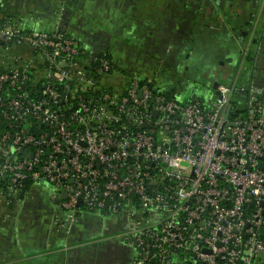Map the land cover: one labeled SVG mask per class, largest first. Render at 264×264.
<instances>
[{"label": "built area", "instance_id": "2783aa9c", "mask_svg": "<svg viewBox=\"0 0 264 264\" xmlns=\"http://www.w3.org/2000/svg\"><path fill=\"white\" fill-rule=\"evenodd\" d=\"M234 92L181 101L69 36L0 18V184H49L71 223L126 214L134 264H264V106Z\"/></svg>", "mask_w": 264, "mask_h": 264}, {"label": "crops", "instance_id": "0c3cea01", "mask_svg": "<svg viewBox=\"0 0 264 264\" xmlns=\"http://www.w3.org/2000/svg\"><path fill=\"white\" fill-rule=\"evenodd\" d=\"M0 18L69 36L181 101L207 102L224 84L233 102L252 90L264 106V0H2ZM11 54L32 57L25 46ZM128 219L83 212L71 223L46 183L1 190L0 264H134Z\"/></svg>", "mask_w": 264, "mask_h": 264}, {"label": "trees", "instance_id": "16d2710c", "mask_svg": "<svg viewBox=\"0 0 264 264\" xmlns=\"http://www.w3.org/2000/svg\"><path fill=\"white\" fill-rule=\"evenodd\" d=\"M3 130V127H0V132ZM30 187V182H25L24 183V185H23V187L20 189L21 191H25L27 188H29ZM0 190H6V191H8V190H10L8 187H7V185H5V184H0Z\"/></svg>", "mask_w": 264, "mask_h": 264}, {"label": "rangeland", "instance_id": "374dc122", "mask_svg": "<svg viewBox=\"0 0 264 264\" xmlns=\"http://www.w3.org/2000/svg\"><path fill=\"white\" fill-rule=\"evenodd\" d=\"M47 184V183H46ZM49 185V184H48Z\"/></svg>", "mask_w": 264, "mask_h": 264}, {"label": "water", "instance_id": "95a60500", "mask_svg": "<svg viewBox=\"0 0 264 264\" xmlns=\"http://www.w3.org/2000/svg\"><path fill=\"white\" fill-rule=\"evenodd\" d=\"M228 109H229V107H228Z\"/></svg>", "mask_w": 264, "mask_h": 264}]
</instances>
